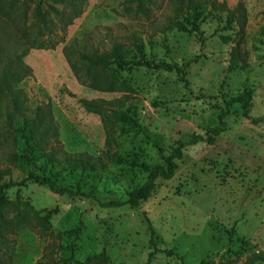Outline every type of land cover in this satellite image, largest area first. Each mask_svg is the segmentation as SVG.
Instances as JSON below:
<instances>
[{"label":"rangeland","instance_id":"1","mask_svg":"<svg viewBox=\"0 0 264 264\" xmlns=\"http://www.w3.org/2000/svg\"><path fill=\"white\" fill-rule=\"evenodd\" d=\"M196 1L205 4L194 28L189 0L48 1L57 11L44 5L42 20L38 0H0V170L13 183L7 219L20 221L0 239V264H62L72 249L69 264H264V0ZM116 43L128 48L127 64L111 65L115 77L92 71L100 88H91L79 53L105 55ZM6 67L21 71L17 80L3 76ZM243 91L256 123L231 103L212 144H187ZM121 103L138 124H114L112 142L105 123ZM36 114L41 150L32 129L16 130ZM179 144L172 178H158L137 208H100L23 182L45 153L80 155L98 159L99 196L123 199L145 181L138 164L164 165ZM113 153L124 162L113 164ZM31 209L50 213L49 232Z\"/></svg>","mask_w":264,"mask_h":264},{"label":"trees","instance_id":"2","mask_svg":"<svg viewBox=\"0 0 264 264\" xmlns=\"http://www.w3.org/2000/svg\"><path fill=\"white\" fill-rule=\"evenodd\" d=\"M48 1H60V0H38L36 5V16L38 19L42 20L43 17V7L47 5L49 9L56 12V8L48 3ZM205 3L198 2L196 0H189V8L192 12V27H195V24L198 19V10L204 6ZM137 53L141 55L143 53V46L140 43L139 45H134ZM128 52V48H125L123 45L116 43L113 44L109 53L105 55L93 54H84L79 53V58L82 60L85 65L86 75H90V80H87L89 86L94 89L100 88V83L97 79L91 75V72L97 69H105L110 72L111 77L117 76L116 71L111 67L114 64L118 69H122L127 61L125 60V55ZM72 64V62H71ZM132 64L140 65L141 61H133ZM74 65H72L73 67ZM158 67V66H157ZM159 67L171 70L172 68L169 65L160 63ZM9 68H5L3 72L4 77H10L15 80L18 79L21 75V71L11 72ZM85 83V82H84ZM84 106L87 109L94 110L98 113L104 111L103 104L95 103L93 101H83ZM231 103H238L242 108V116L245 119H250L249 110L251 108V91H243L241 95L235 99L227 102L226 109L220 111L217 116L218 123L215 127L206 129L205 134L202 135H192L188 141V145H194L198 142H205L207 144H212L215 140V137L222 133L225 130L226 123L224 122V117L227 114L228 106ZM123 103L119 104L116 109H112L108 115L107 121L105 123L108 139L115 142L114 135V124L128 125L130 127L137 126V120L135 118L134 112L123 109ZM15 108H18V105ZM39 111V108L37 109ZM11 115L8 119L11 121ZM22 126L16 130L20 131L22 134L26 129H32V134L30 138L35 140L36 145L41 150V141L39 136L41 133L39 130L35 129V119H37L38 114L35 115L34 119H30L22 115ZM113 119V121H111ZM251 122L256 123L257 120L250 119ZM9 121V124H10ZM11 126V125H10ZM34 127V128H32ZM51 128V126L49 127ZM184 145L179 144L172 153L165 158L164 165H154L149 166L143 162L138 164L140 171L146 174L145 181L143 184L135 187L133 190L127 192V196L123 199L113 198V199H102L99 196L98 185L92 180L93 177L97 176L99 172V166L97 164L98 159H85L80 155H65L62 158L54 157V153H45L43 154V162L39 165H36L31 170L28 171L23 182L31 181L40 186L46 187L50 192L58 196H67L69 198H83L91 202L96 203L100 208H120L123 206H129L130 208H137L141 203L145 202L156 190V180L158 178L163 180H169L172 178L175 169H176V160L181 159L182 151ZM11 160L15 163H28L29 159L26 155L13 154ZM125 160L123 157H120L118 153H113L110 155V161L113 164L122 163ZM62 172H67L69 175H74L77 177V180L74 184L68 185L64 183ZM11 174L10 169L0 170V239H4V232H13L15 230V225L19 224L20 221L13 219H7L8 210L13 204L4 197V191L13 186V183L4 182V178ZM34 215L36 216L37 224L46 232L50 230V213H46L43 216H40L37 212L31 209ZM0 240V241H1ZM73 249L71 250V255L63 261L62 264H69V261L72 260ZM151 255V254H150ZM90 258L84 262L75 261L76 264H88Z\"/></svg>","mask_w":264,"mask_h":264}]
</instances>
